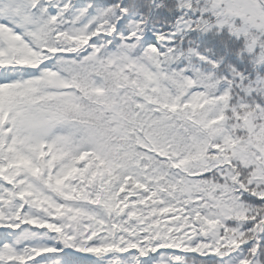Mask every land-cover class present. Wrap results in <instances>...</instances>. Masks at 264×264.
<instances>
[{
  "label": "snow or ice",
  "instance_id": "1",
  "mask_svg": "<svg viewBox=\"0 0 264 264\" xmlns=\"http://www.w3.org/2000/svg\"><path fill=\"white\" fill-rule=\"evenodd\" d=\"M0 264H264V0H0Z\"/></svg>",
  "mask_w": 264,
  "mask_h": 264
}]
</instances>
